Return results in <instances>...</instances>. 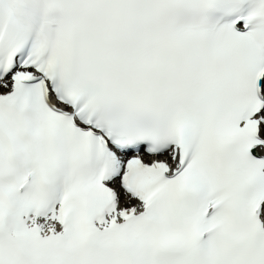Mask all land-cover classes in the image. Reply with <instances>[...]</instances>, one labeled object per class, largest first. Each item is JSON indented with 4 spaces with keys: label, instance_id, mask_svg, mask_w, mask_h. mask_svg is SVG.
Wrapping results in <instances>:
<instances>
[{
    "label": "snow or ice",
    "instance_id": "6c2138e0",
    "mask_svg": "<svg viewBox=\"0 0 264 264\" xmlns=\"http://www.w3.org/2000/svg\"><path fill=\"white\" fill-rule=\"evenodd\" d=\"M0 264H264V0H0Z\"/></svg>",
    "mask_w": 264,
    "mask_h": 264
}]
</instances>
